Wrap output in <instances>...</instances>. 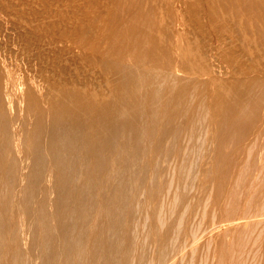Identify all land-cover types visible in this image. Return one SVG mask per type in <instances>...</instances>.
<instances>
[{
  "label": "bare ground",
  "instance_id": "1",
  "mask_svg": "<svg viewBox=\"0 0 264 264\" xmlns=\"http://www.w3.org/2000/svg\"><path fill=\"white\" fill-rule=\"evenodd\" d=\"M0 264H264V0H0Z\"/></svg>",
  "mask_w": 264,
  "mask_h": 264
}]
</instances>
